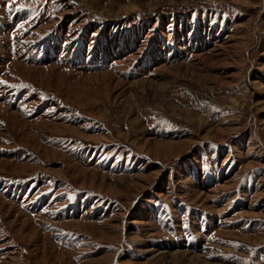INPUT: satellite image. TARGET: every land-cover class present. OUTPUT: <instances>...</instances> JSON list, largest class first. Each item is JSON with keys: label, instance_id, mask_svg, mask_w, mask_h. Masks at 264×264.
Segmentation results:
<instances>
[{"label": "rangeland", "instance_id": "374dc122", "mask_svg": "<svg viewBox=\"0 0 264 264\" xmlns=\"http://www.w3.org/2000/svg\"><path fill=\"white\" fill-rule=\"evenodd\" d=\"M10 44L0 264H264V0H0Z\"/></svg>", "mask_w": 264, "mask_h": 264}, {"label": "bare ground", "instance_id": "6f19581e", "mask_svg": "<svg viewBox=\"0 0 264 264\" xmlns=\"http://www.w3.org/2000/svg\"><path fill=\"white\" fill-rule=\"evenodd\" d=\"M17 65V67L19 68V69H21V70H23L24 72H25V76H27V77H29V79L30 78H34V79H38V80H40V81H43V79H39V78H37V76L36 77H34V76H32V77H30L29 76V74H31L32 73V70H29L28 68V70H24V66H22L20 63L19 64H16ZM15 65V66H16ZM24 67V68H23ZM24 74V73H23ZM110 75V74H109ZM105 76V75H104ZM52 80V79H51ZM165 84V83H164ZM147 86H149V87H156L157 85L155 84V83H153V82H148V85ZM161 86H163V85H161ZM143 87V86H142ZM144 88V87H143ZM148 88V87H147ZM161 89V88H160ZM155 90V89H154ZM158 90V89H157ZM168 90H169V84H165L164 86H163V90H162V92H160L161 94H160V99L163 101L165 98H166V95H167V93H168ZM148 92V91H147ZM152 92V91H151ZM150 92V93H151ZM157 94H158V92H156ZM151 95V94H150ZM152 95H154V94H152ZM159 97V96H158ZM156 99H158L157 97H156ZM154 101V100H153ZM13 116V115H12ZM181 118V117H180ZM185 117H183V119H184ZM9 123H10V125L12 126V129H16L19 125H18V122H16V121H14L13 120V118L11 117V118H9ZM183 142V141H182ZM180 144V143H179ZM157 145V144H156ZM167 145V144H166ZM170 146H172V145H170ZM169 146V147H170ZM175 146H178L177 144L175 145ZM181 146V145H180ZM162 147V146H161ZM163 148V147H162ZM166 148V147H165ZM177 148V147H176ZM150 149H151V147H150ZM153 149H154V147H153ZM152 149V150H153ZM167 149V148H166ZM169 149V148H168ZM177 150V149H176ZM175 150V151H176ZM170 151V150H169ZM180 151V150H179ZM150 152H152L151 150H150ZM178 152V151H177ZM153 153H154V150H153ZM156 153V157L157 158H159L160 159V156H161V154H160V151H157V152H155ZM165 153V152H164ZM150 182V181H149ZM178 255V254H177ZM172 257V256H171ZM182 257H184V260H186V261H193V260H199V258L198 257H188V255L186 256L185 254H184V256H182ZM176 259V258H175ZM162 260V259H161ZM174 262V261H173ZM171 263V262H170Z\"/></svg>", "mask_w": 264, "mask_h": 264}, {"label": "snow or ice", "instance_id": "6c2138e0", "mask_svg": "<svg viewBox=\"0 0 264 264\" xmlns=\"http://www.w3.org/2000/svg\"><path fill=\"white\" fill-rule=\"evenodd\" d=\"M0 83H2V81H0Z\"/></svg>", "mask_w": 264, "mask_h": 264}]
</instances>
